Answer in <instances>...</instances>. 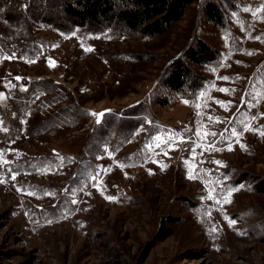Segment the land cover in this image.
Returning a JSON list of instances; mask_svg holds the SVG:
<instances>
[{"label":"rangeland","instance_id":"rangeland-1","mask_svg":"<svg viewBox=\"0 0 264 264\" xmlns=\"http://www.w3.org/2000/svg\"><path fill=\"white\" fill-rule=\"evenodd\" d=\"M51 2L0 0V264H264V0L156 37Z\"/></svg>","mask_w":264,"mask_h":264},{"label":"trees","instance_id":"trees-1","mask_svg":"<svg viewBox=\"0 0 264 264\" xmlns=\"http://www.w3.org/2000/svg\"><path fill=\"white\" fill-rule=\"evenodd\" d=\"M195 0H52L57 14H48L43 19L57 23L59 27L66 25L72 28L122 25L140 36L156 37L165 34L174 23L184 16L187 8ZM204 12L210 21L224 24V16L220 7L214 2L204 6ZM6 14L5 17H9ZM22 14H18V18ZM15 19V16H10ZM17 18V17H16ZM65 25V26H64ZM211 48L200 42L198 48L188 51L187 58L196 64L206 62L207 52ZM172 72L166 78V86L172 91H182L192 87L194 76L188 64L179 60L172 63ZM55 83L51 87H56ZM49 89L50 87L47 86Z\"/></svg>","mask_w":264,"mask_h":264},{"label":"snow or ice","instance_id":"snow-or-ice-1","mask_svg":"<svg viewBox=\"0 0 264 264\" xmlns=\"http://www.w3.org/2000/svg\"><path fill=\"white\" fill-rule=\"evenodd\" d=\"M225 79H227V78H225ZM94 115H95V114H94ZM101 115H102V114H101ZM225 131H228V130L226 129ZM233 134H235V133H233ZM212 135H216V133H212ZM221 135H223V134H221ZM12 178L15 179V176H13Z\"/></svg>","mask_w":264,"mask_h":264}]
</instances>
